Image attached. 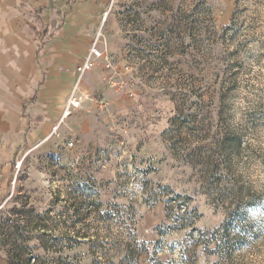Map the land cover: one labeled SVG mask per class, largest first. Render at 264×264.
<instances>
[{"label":"rangeland","instance_id":"obj_1","mask_svg":"<svg viewBox=\"0 0 264 264\" xmlns=\"http://www.w3.org/2000/svg\"><path fill=\"white\" fill-rule=\"evenodd\" d=\"M109 6L105 112L0 141V264H264V0Z\"/></svg>","mask_w":264,"mask_h":264},{"label":"crops","instance_id":"obj_2","mask_svg":"<svg viewBox=\"0 0 264 264\" xmlns=\"http://www.w3.org/2000/svg\"><path fill=\"white\" fill-rule=\"evenodd\" d=\"M109 4L110 0H0V141L8 153L27 141L55 136L71 117L105 112L85 102L64 114L75 84L81 93L111 94L102 82L107 70L93 69L81 76L66 71L83 62L99 32L108 54ZM40 10L44 26L36 36L29 15ZM53 22L56 29L45 33ZM31 115L39 121L30 120Z\"/></svg>","mask_w":264,"mask_h":264},{"label":"built area","instance_id":"obj_3","mask_svg":"<svg viewBox=\"0 0 264 264\" xmlns=\"http://www.w3.org/2000/svg\"><path fill=\"white\" fill-rule=\"evenodd\" d=\"M102 32H99L96 35L95 41L91 45L88 51V56L81 62L76 65L73 69H67L66 71L70 73H76L77 75H84L93 71V69H104L107 70L111 67L110 56L107 54L105 49V39L102 38ZM105 71V72H107ZM126 74H122L124 78ZM104 81L107 80L111 85L120 87L121 82H116L113 80V75L105 74L103 77ZM85 102H93L96 107L97 112H102L106 109L107 103L106 100L102 98L94 97L92 94L81 93L78 87V84L74 85V90L70 93L66 103V109L64 114H69L74 109H79L83 106ZM56 129V128H54ZM71 146L72 142L69 143Z\"/></svg>","mask_w":264,"mask_h":264},{"label":"trees","instance_id":"obj_4","mask_svg":"<svg viewBox=\"0 0 264 264\" xmlns=\"http://www.w3.org/2000/svg\"><path fill=\"white\" fill-rule=\"evenodd\" d=\"M41 13H43L42 10H40L39 12L34 13V14L31 13V14L29 15V18H30L31 22H32L33 24L36 25V26L34 27V32H35V35H36V36H40V35H42V31H41V29H42L43 26H44V24H42V22H41ZM52 24H53V25H51V27H48L47 29H45V31H44L45 33H49V32H51V31H53V30L56 29V24H55V22H53ZM39 118H40V117H38V116H34V115H31V116H30V120H32V121H35L36 119L39 121ZM15 161H16V160H14L13 164L15 163Z\"/></svg>","mask_w":264,"mask_h":264}]
</instances>
